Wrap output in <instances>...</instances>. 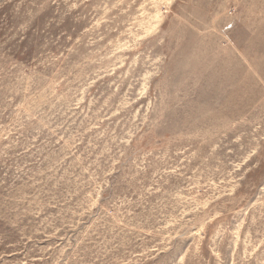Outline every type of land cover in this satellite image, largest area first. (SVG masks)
<instances>
[{"label": "rangeland", "instance_id": "obj_1", "mask_svg": "<svg viewBox=\"0 0 264 264\" xmlns=\"http://www.w3.org/2000/svg\"><path fill=\"white\" fill-rule=\"evenodd\" d=\"M0 264H264V0H0Z\"/></svg>", "mask_w": 264, "mask_h": 264}]
</instances>
